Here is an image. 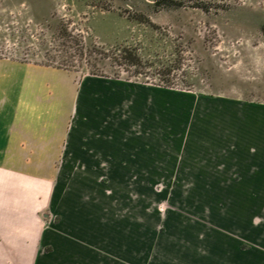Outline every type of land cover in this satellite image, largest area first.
I'll return each mask as SVG.
<instances>
[{"label":"rangeland","instance_id":"1","mask_svg":"<svg viewBox=\"0 0 264 264\" xmlns=\"http://www.w3.org/2000/svg\"><path fill=\"white\" fill-rule=\"evenodd\" d=\"M34 66L74 79L84 118L108 95L111 122L125 116L126 165L90 182L106 221L156 252L180 241L206 252L212 191L221 201L227 189H211L210 170L194 167L212 158L218 102L264 105V0H0V83ZM7 95L0 87V107ZM145 131L157 135L154 181L128 165L138 154L130 144L150 146ZM71 175L87 200L89 181Z\"/></svg>","mask_w":264,"mask_h":264},{"label":"crops","instance_id":"2","mask_svg":"<svg viewBox=\"0 0 264 264\" xmlns=\"http://www.w3.org/2000/svg\"><path fill=\"white\" fill-rule=\"evenodd\" d=\"M37 68L0 83L8 91L0 107V264H264V105L215 106L212 158L194 169L210 170L211 189L227 192L220 201L212 191L206 252L184 241L156 252L152 241L133 238L134 228L122 234L121 223L106 221L105 198L91 200L90 182L126 165L125 116L111 122L108 95L103 110L84 118L74 79ZM145 135L150 146L142 137L130 144L138 154L128 165L147 168L154 181L157 135ZM76 174L89 181L87 200L70 186L67 175Z\"/></svg>","mask_w":264,"mask_h":264},{"label":"trees","instance_id":"3","mask_svg":"<svg viewBox=\"0 0 264 264\" xmlns=\"http://www.w3.org/2000/svg\"><path fill=\"white\" fill-rule=\"evenodd\" d=\"M130 48H127V49H124L123 51L125 52V53H127V52H129L130 50H129ZM133 60H131L132 61V63L133 64H135V65H139V61L137 60V59H135V58H132Z\"/></svg>","mask_w":264,"mask_h":264}]
</instances>
